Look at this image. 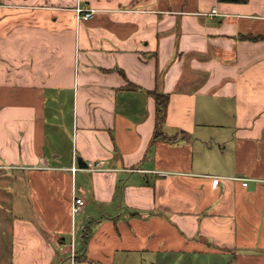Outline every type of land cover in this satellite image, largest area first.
<instances>
[{"label":"crops","instance_id":"obj_1","mask_svg":"<svg viewBox=\"0 0 264 264\" xmlns=\"http://www.w3.org/2000/svg\"><path fill=\"white\" fill-rule=\"evenodd\" d=\"M58 258L264 264V0H0V264Z\"/></svg>","mask_w":264,"mask_h":264},{"label":"trees","instance_id":"obj_2","mask_svg":"<svg viewBox=\"0 0 264 264\" xmlns=\"http://www.w3.org/2000/svg\"><path fill=\"white\" fill-rule=\"evenodd\" d=\"M228 1L233 2V1H247V0H228ZM153 94L155 96V99L157 101V106H158V109H157L158 123L157 124H160L165 116V109L169 101V96L164 95L162 93H157V92H154Z\"/></svg>","mask_w":264,"mask_h":264},{"label":"built area","instance_id":"obj_3","mask_svg":"<svg viewBox=\"0 0 264 264\" xmlns=\"http://www.w3.org/2000/svg\"><path fill=\"white\" fill-rule=\"evenodd\" d=\"M78 11H79L83 20H89L93 16V11H91V10L78 9ZM216 11L217 10H213V13H216ZM243 184L247 185L248 182L245 181ZM84 204H85V201L82 198H76L74 205H73V211L75 213L79 212L82 209V207L84 206Z\"/></svg>","mask_w":264,"mask_h":264},{"label":"rangeland","instance_id":"obj_4","mask_svg":"<svg viewBox=\"0 0 264 264\" xmlns=\"http://www.w3.org/2000/svg\"><path fill=\"white\" fill-rule=\"evenodd\" d=\"M59 247V246H58ZM57 247V251L59 252V248ZM63 248H64V246H62ZM54 264H64V263H61L60 261H59V258L57 259V261H55V263ZM68 264H75V262H68ZM77 264H83V263H80V259H78V261H77Z\"/></svg>","mask_w":264,"mask_h":264},{"label":"water","instance_id":"obj_5","mask_svg":"<svg viewBox=\"0 0 264 264\" xmlns=\"http://www.w3.org/2000/svg\"><path fill=\"white\" fill-rule=\"evenodd\" d=\"M81 163V162H80Z\"/></svg>","mask_w":264,"mask_h":264}]
</instances>
